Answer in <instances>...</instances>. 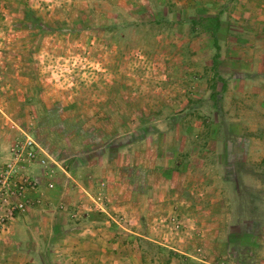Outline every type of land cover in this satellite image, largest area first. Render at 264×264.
<instances>
[{"label": "rangeland", "instance_id": "rangeland-1", "mask_svg": "<svg viewBox=\"0 0 264 264\" xmlns=\"http://www.w3.org/2000/svg\"><path fill=\"white\" fill-rule=\"evenodd\" d=\"M0 131L122 264H264V0H0Z\"/></svg>", "mask_w": 264, "mask_h": 264}, {"label": "crops", "instance_id": "crops-1", "mask_svg": "<svg viewBox=\"0 0 264 264\" xmlns=\"http://www.w3.org/2000/svg\"><path fill=\"white\" fill-rule=\"evenodd\" d=\"M13 143L7 146L0 134V162L7 159ZM33 172L43 184L41 168L35 166ZM49 198L48 210L32 209L0 234V264H122L121 244L115 238L105 242V235L110 232L111 224L107 222L110 213L90 210L74 219L71 211L53 209L58 207L57 200ZM85 234L93 235L91 242L85 240L89 239Z\"/></svg>", "mask_w": 264, "mask_h": 264}, {"label": "built area", "instance_id": "built-area-1", "mask_svg": "<svg viewBox=\"0 0 264 264\" xmlns=\"http://www.w3.org/2000/svg\"><path fill=\"white\" fill-rule=\"evenodd\" d=\"M8 154L7 159L0 162V234L19 217L45 202L33 167L39 166L42 173L53 176L49 170V155L30 135L25 134L15 141ZM48 187H54L53 181L48 182Z\"/></svg>", "mask_w": 264, "mask_h": 264}, {"label": "trees", "instance_id": "trees-1", "mask_svg": "<svg viewBox=\"0 0 264 264\" xmlns=\"http://www.w3.org/2000/svg\"><path fill=\"white\" fill-rule=\"evenodd\" d=\"M214 29H217L218 27L220 28L221 26V19L219 17H214ZM214 46L216 48V50L219 52L220 51V46H219V42L218 40H216V38L214 39ZM217 52V53H218ZM219 57V54L215 55V60Z\"/></svg>", "mask_w": 264, "mask_h": 264}]
</instances>
